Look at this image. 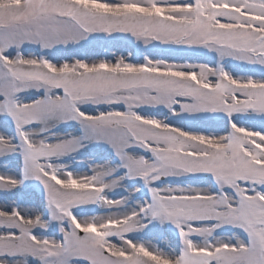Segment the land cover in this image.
Returning <instances> with one entry per match:
<instances>
[{
  "label": "snow or ice",
  "instance_id": "obj_1",
  "mask_svg": "<svg viewBox=\"0 0 264 264\" xmlns=\"http://www.w3.org/2000/svg\"><path fill=\"white\" fill-rule=\"evenodd\" d=\"M0 264H264V0H0Z\"/></svg>",
  "mask_w": 264,
  "mask_h": 264
}]
</instances>
